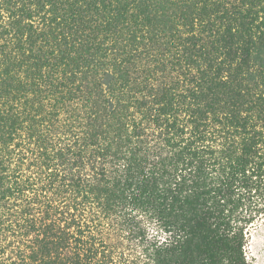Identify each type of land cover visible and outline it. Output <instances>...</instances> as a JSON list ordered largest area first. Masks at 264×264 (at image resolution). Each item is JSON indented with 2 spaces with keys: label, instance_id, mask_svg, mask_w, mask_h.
I'll return each mask as SVG.
<instances>
[{
  "label": "trees",
  "instance_id": "16d2710c",
  "mask_svg": "<svg viewBox=\"0 0 264 264\" xmlns=\"http://www.w3.org/2000/svg\"><path fill=\"white\" fill-rule=\"evenodd\" d=\"M264 0H0V264H252Z\"/></svg>",
  "mask_w": 264,
  "mask_h": 264
},
{
  "label": "rangeland",
  "instance_id": "374dc122",
  "mask_svg": "<svg viewBox=\"0 0 264 264\" xmlns=\"http://www.w3.org/2000/svg\"><path fill=\"white\" fill-rule=\"evenodd\" d=\"M246 251L252 264H264V217L251 225L247 234Z\"/></svg>",
  "mask_w": 264,
  "mask_h": 264
}]
</instances>
